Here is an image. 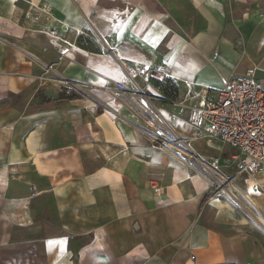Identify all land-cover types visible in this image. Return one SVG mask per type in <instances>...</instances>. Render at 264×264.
<instances>
[{
    "label": "crops",
    "instance_id": "0c3cea01",
    "mask_svg": "<svg viewBox=\"0 0 264 264\" xmlns=\"http://www.w3.org/2000/svg\"><path fill=\"white\" fill-rule=\"evenodd\" d=\"M158 63L169 98L190 102L249 69L264 77V0H0V249L33 244L47 264H264V172L194 173L106 89L124 81L190 151L226 155L185 108L147 96L163 93L154 82L126 77Z\"/></svg>",
    "mask_w": 264,
    "mask_h": 264
},
{
    "label": "built area",
    "instance_id": "2783aa9c",
    "mask_svg": "<svg viewBox=\"0 0 264 264\" xmlns=\"http://www.w3.org/2000/svg\"><path fill=\"white\" fill-rule=\"evenodd\" d=\"M125 73L127 79L138 86V78L150 83L170 77V68L163 63L140 68L128 64ZM113 85H107L106 89L113 93L118 105L128 103L141 115L145 122L144 130L154 146L174 150L187 164L202 172L234 164L240 173L264 172V77H257L255 68L249 69L245 75L231 77L211 99L190 102L169 98L163 93H146L164 104L182 106L188 112L187 122L199 136L209 141L218 140L223 146L232 148L231 153L221 154L209 161L190 151L188 143L179 137L163 114L141 105L136 100L135 90L124 81L114 80ZM131 101L139 103L144 112L140 113ZM196 162L202 170L197 168Z\"/></svg>",
    "mask_w": 264,
    "mask_h": 264
},
{
    "label": "rangeland",
    "instance_id": "374dc122",
    "mask_svg": "<svg viewBox=\"0 0 264 264\" xmlns=\"http://www.w3.org/2000/svg\"><path fill=\"white\" fill-rule=\"evenodd\" d=\"M83 37L85 41L84 43L87 47L102 49L105 46V44H103V40H99V38L92 31H86V33L83 34ZM105 50L107 51V48H105ZM206 146V150L208 152H213L212 148L216 149L217 147L215 146V144L210 143H208ZM224 152H226L227 154L231 153L232 148H230L229 146H224ZM194 154L197 155V153L195 152ZM188 165L189 167H191L190 169L194 173H207V170L202 172L192 167L190 164ZM254 216L255 215L252 214H245L243 215V221L248 229L258 232L259 229H262L261 221H259V219L255 220ZM0 264H47V262L45 257L39 254L33 244H18L13 247L0 249Z\"/></svg>",
    "mask_w": 264,
    "mask_h": 264
},
{
    "label": "trees",
    "instance_id": "16d2710c",
    "mask_svg": "<svg viewBox=\"0 0 264 264\" xmlns=\"http://www.w3.org/2000/svg\"><path fill=\"white\" fill-rule=\"evenodd\" d=\"M172 79H170V77L164 79V80H160V79H155L154 83L160 88V90L166 95V96H170L171 94H174L172 91L174 90V87L170 88V91L167 90V86L172 85ZM170 87V86H169ZM70 97H76L77 94L76 93H71L69 95ZM209 197V194H206L201 202L200 207L203 205V203L205 202V200H207V198Z\"/></svg>",
    "mask_w": 264,
    "mask_h": 264
},
{
    "label": "bare ground",
    "instance_id": "6f19581e",
    "mask_svg": "<svg viewBox=\"0 0 264 264\" xmlns=\"http://www.w3.org/2000/svg\"><path fill=\"white\" fill-rule=\"evenodd\" d=\"M131 104L133 106H135L136 109H138L140 113H143L144 112L143 107H141L139 103H136V101H131ZM195 164H196L197 168H200V170H202L201 169L202 167L200 166V164L198 162H196Z\"/></svg>",
    "mask_w": 264,
    "mask_h": 264
}]
</instances>
